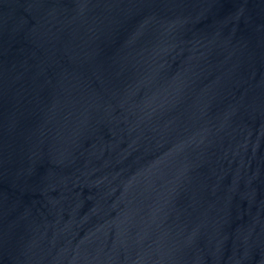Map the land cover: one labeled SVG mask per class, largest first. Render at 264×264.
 I'll return each mask as SVG.
<instances>
[{
	"label": "water",
	"instance_id": "water-1",
	"mask_svg": "<svg viewBox=\"0 0 264 264\" xmlns=\"http://www.w3.org/2000/svg\"><path fill=\"white\" fill-rule=\"evenodd\" d=\"M0 264H264V0H0Z\"/></svg>",
	"mask_w": 264,
	"mask_h": 264
}]
</instances>
